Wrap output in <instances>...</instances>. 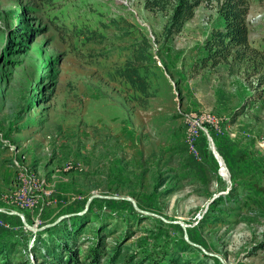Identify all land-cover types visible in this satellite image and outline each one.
<instances>
[{
    "label": "rangeland",
    "instance_id": "obj_1",
    "mask_svg": "<svg viewBox=\"0 0 264 264\" xmlns=\"http://www.w3.org/2000/svg\"><path fill=\"white\" fill-rule=\"evenodd\" d=\"M222 2L167 39L169 13L144 0H0V209L37 229L70 216L35 232L0 212L14 262L42 264L31 247L84 222L81 260L102 236L105 252L124 244L158 262L264 264V68L203 67ZM249 3L264 51V0ZM143 37L147 108L116 76Z\"/></svg>",
    "mask_w": 264,
    "mask_h": 264
},
{
    "label": "trees",
    "instance_id": "obj_2",
    "mask_svg": "<svg viewBox=\"0 0 264 264\" xmlns=\"http://www.w3.org/2000/svg\"><path fill=\"white\" fill-rule=\"evenodd\" d=\"M205 0H144L145 8L151 12L169 13L167 23L163 28V35L169 39L180 34L190 20L195 17L197 8ZM250 0H223L219 6V13L224 19V30H217L210 40L205 44L206 57L202 60L203 67L209 64L216 67L222 63L234 67L248 65L249 68L261 74L260 69L264 68V51L255 49L250 42V31L248 26V15L250 11ZM150 44L147 38L138 40L131 48V56L125 65L116 70V76L125 84L130 86L133 93L131 101L147 108L151 98L150 82L147 75V63H149ZM254 55L250 57V55ZM256 60H254V58ZM264 79V76H263ZM76 219L86 220V215L76 216ZM84 222L74 225L72 229H64V242L57 238L46 244L43 248L32 246L31 250L36 258L42 259V264H103L108 259L109 264H188L180 252L165 258L161 262L152 256L145 255L142 258L134 252L133 248L119 244L109 252L103 249V242L98 239L95 247L87 251L85 258L81 260L79 250L83 243L81 235L85 229ZM53 230L60 229V224L53 227ZM102 231H107L103 227ZM16 255H21L15 246H4L0 248L1 264H24L14 262ZM170 256V255H169ZM168 256V257H169ZM25 264H28L25 262Z\"/></svg>",
    "mask_w": 264,
    "mask_h": 264
},
{
    "label": "water",
    "instance_id": "obj_3",
    "mask_svg": "<svg viewBox=\"0 0 264 264\" xmlns=\"http://www.w3.org/2000/svg\"><path fill=\"white\" fill-rule=\"evenodd\" d=\"M94 198L112 199V198L102 197V196H93L91 199H94ZM126 199H127L128 201H130V202L133 203L134 207L136 208V210H137L138 212H140V213H142V214H147L146 212L142 211V210L138 207V205H137V203H136L135 200H133V199H131V198H126ZM86 211H87V209H86ZM86 211H85V212H86ZM0 212L5 213V214H10V215H15V216L20 217V218L22 219V222L24 223V225H25L27 228H29L30 230L35 231V232H39V231H41V230H43V229H46V228H48V227H54V226L57 225L60 221H62V220H64V219H67L68 217H70V216H64V217L60 218V219H59L56 223H54V224H51V225H49V226H47V227H44V228H42V229H37L36 227L31 226V225L26 221L25 216H24L23 214H21V213H18V212H9V211H6V210H4V209H0ZM85 212H84V213H85ZM176 223H179V224L182 225L184 228L187 227L184 223H181V222H176ZM187 240H188V239H187ZM224 264H226V263H224Z\"/></svg>",
    "mask_w": 264,
    "mask_h": 264
},
{
    "label": "bare ground",
    "instance_id": "obj_4",
    "mask_svg": "<svg viewBox=\"0 0 264 264\" xmlns=\"http://www.w3.org/2000/svg\"><path fill=\"white\" fill-rule=\"evenodd\" d=\"M211 147H212V149H213V152H214V155L215 156H217L218 154V152H217V150H216V148H215V145H214V143H213V141L211 140ZM220 158V157H219ZM221 160V159H220Z\"/></svg>",
    "mask_w": 264,
    "mask_h": 264
}]
</instances>
